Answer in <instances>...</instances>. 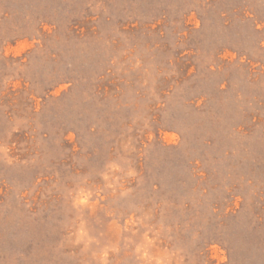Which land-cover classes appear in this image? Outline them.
Masks as SVG:
<instances>
[{"label":"rangeland","instance_id":"374dc122","mask_svg":"<svg viewBox=\"0 0 264 264\" xmlns=\"http://www.w3.org/2000/svg\"><path fill=\"white\" fill-rule=\"evenodd\" d=\"M0 264H264V0H0Z\"/></svg>","mask_w":264,"mask_h":264}]
</instances>
